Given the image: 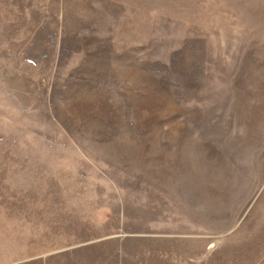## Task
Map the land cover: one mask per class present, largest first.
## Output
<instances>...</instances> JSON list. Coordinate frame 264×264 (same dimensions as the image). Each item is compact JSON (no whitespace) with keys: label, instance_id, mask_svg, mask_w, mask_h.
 Wrapping results in <instances>:
<instances>
[{"label":"rangeland","instance_id":"obj_1","mask_svg":"<svg viewBox=\"0 0 264 264\" xmlns=\"http://www.w3.org/2000/svg\"><path fill=\"white\" fill-rule=\"evenodd\" d=\"M0 264H264V0H0Z\"/></svg>","mask_w":264,"mask_h":264}]
</instances>
